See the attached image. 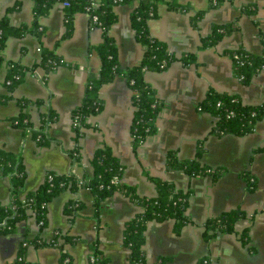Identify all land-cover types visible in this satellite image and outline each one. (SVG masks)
<instances>
[{
    "label": "crops",
    "instance_id": "obj_1",
    "mask_svg": "<svg viewBox=\"0 0 264 264\" xmlns=\"http://www.w3.org/2000/svg\"><path fill=\"white\" fill-rule=\"evenodd\" d=\"M189 2L196 9L208 7V0H178ZM33 0H0V16L7 13L14 26L32 25L35 14ZM254 2L255 14L242 12L241 6ZM133 4L114 6L119 17L111 25V33L118 44L120 63L127 67L139 62L144 50L132 28ZM158 17L149 20L150 32L167 42L169 51L179 56L194 52L196 62L173 61L170 67L160 71H147L149 81L162 98L164 105L157 118L156 132L134 148L130 124L135 107L133 90L123 75H116L102 86L100 96L103 110L88 117V125L77 137L72 129L73 111L85 94L86 80L96 77L101 68V58L94 51L103 38L102 29L90 27L89 14L77 12L73 34L63 38L65 30L64 2L55 1L49 13L40 17L43 36L28 30L23 35L11 36L1 51L0 65V148L11 151L22 161L26 169V190L38 188L49 171L75 172L78 176L93 173L91 156L98 146L108 143L113 152L125 164L121 182L137 187L140 194L152 196L157 187L150 176H157L175 183L179 188L191 190L187 216L189 223L174 232L173 221L150 220L146 227L144 244L149 262L167 258L162 264H196L207 257L208 264H264V118L255 130L246 135L211 133L215 117L198 108L208 90L238 93L244 103L257 104L264 99V69L244 83L233 70L232 58L226 49L244 46L252 52H260L263 42L260 30L264 29V0H222L219 6L209 9L194 27L191 21L194 10H173L166 3L159 4ZM238 19L239 25L216 44L201 48V36L211 32L214 23ZM52 48L66 60V64L51 71L45 81V69L40 64V50ZM19 62L27 72L18 85L10 90L4 84L8 62ZM29 101L26 109L34 126L42 124V116L51 108L57 118L49 124L47 133L51 140L40 145L29 130L21 129L13 117L21 112L19 100ZM203 140L200 160L210 165L225 166L226 171L213 180L211 175H189L182 169L167 167V152L176 151L180 158L196 157L198 141ZM77 148L79 157L72 158ZM243 172L257 179V188L249 190ZM79 196L83 208L69 221L63 205ZM12 198L10 176L0 166V201ZM93 194L88 187L78 192L69 189L55 196L47 204L46 225L40 227L33 215L19 222L12 234L0 233V264H59L61 250L57 246L37 247L30 242L25 247V262H18L20 244L39 236L48 241L56 230L67 233L76 240L64 244L71 264H90L92 247L105 257L107 264H128V248L122 245L125 220L141 210V207L119 191L102 201V209L96 217ZM242 206L248 216L239 220L235 231L211 240L204 239L205 219L224 210ZM248 229L249 238L242 234Z\"/></svg>",
    "mask_w": 264,
    "mask_h": 264
},
{
    "label": "trees",
    "instance_id": "obj_2",
    "mask_svg": "<svg viewBox=\"0 0 264 264\" xmlns=\"http://www.w3.org/2000/svg\"><path fill=\"white\" fill-rule=\"evenodd\" d=\"M33 9L35 18L32 25L22 23L14 26L7 13L0 16V65L3 63L1 51L4 49L7 40L11 36H21L26 31L31 30L43 36V27L39 22L41 16L46 15L51 10L52 4L57 0H33ZM64 2L65 9V30L63 38L71 37L73 34L74 17L77 12H88L90 27L98 26L102 29V40L93 46L99 58H101V68L99 74L94 77H88L86 80V89L81 103L73 111L72 129L77 137L83 134V128L87 126L88 117L91 114L103 110V101L100 96L102 86L109 83L116 75H123L129 86L133 90L132 105L135 107L130 132L132 134L133 147H138L145 141L149 135L156 132L157 118L163 108L164 102L158 95L156 88L147 80L144 75L147 71H160L170 67L171 63L177 59L183 62H196L194 52L187 51L177 56L169 51L167 42L154 36L149 28V20L158 17L159 4L166 3L173 10L189 12L194 10L191 21L194 27H198L199 21L206 12L219 6L222 0H208V7L205 9H196L191 3H182L178 0H61ZM120 3L133 4L131 12L132 28L135 36L144 47L142 58L139 62L124 67L118 57V44L114 36L109 33L111 25L118 20V13L114 6ZM242 12L253 15L258 10V5L249 2L241 6ZM97 16V19H95ZM239 25L238 19L211 25V32L208 35L201 36L200 47H208L216 44L220 39L230 34ZM261 40L264 45V29L260 30ZM225 53L232 58L233 70L235 75L244 83L251 81L253 75L264 69V46L260 52H252L239 46L226 49ZM66 60L56 53L52 48L43 46L40 50V64L45 69V75L42 81H45L47 75L58 66L66 64ZM27 67L19 62H8V73L5 75L4 84L13 90L23 79L27 72ZM29 101L22 98L19 100L21 112L13 117V122L21 129H26L33 134L40 145H48L51 140L47 133L49 124L56 118L57 114L51 108L42 116V124L34 126L30 119L28 109ZM198 108L201 111H207L214 117V124L210 132L219 136L224 134L246 135L254 131L257 122L264 118V99L257 104L244 103L238 93L216 90L210 88L204 99L198 102ZM108 143H103L93 151L91 163L93 173L87 177L78 176L75 172L58 173L49 171L42 184L34 190H26L24 179L26 174L25 166L21 159L11 151L0 148V166L3 171L11 178L12 198L3 203L0 201V233L12 234L16 230L19 222L24 220L30 214L35 217L41 228L46 225L48 208L47 204L55 196L69 189L72 192H78L82 187H88L93 194V206L96 210V217L102 209V201L115 192L125 194L132 202L141 207L138 213L125 220L123 225L122 245L128 248V264H162L167 258H159L155 262H149L144 251L146 236V227L150 220L158 222L164 220L173 221V230L176 233L181 232V228L189 223L187 209L191 190L179 188L175 183L162 179L157 176H150L155 182L157 193L152 196H145L138 192L135 185L121 182V176L125 170V164L121 162ZM203 140L198 141L195 151L196 157L180 158L176 151H168L167 167L170 170L182 169L189 175H211L213 180L220 177L226 167L219 165H210L200 160L202 153ZM72 158L78 159L77 148L71 152ZM242 178L247 183L249 190L257 188V179L250 172H243ZM83 201L79 196L69 199L63 205L65 213L72 222L76 214L83 208ZM242 206L233 207L216 216L207 217L203 223L204 239L211 240L224 235L227 232H234L236 223L248 216V212ZM55 234L48 240H43L41 236L35 239H25L21 244L17 255L18 262H25V247L32 242L37 247L57 246L61 250L59 264H71V258L64 249V244L73 243L77 237L62 233L56 230ZM249 238L248 229L242 234V240ZM92 255L98 258L92 264H107L105 257L99 256L96 247H92ZM91 261V259H90ZM208 258L202 257L196 264H208ZM31 264V263H30Z\"/></svg>",
    "mask_w": 264,
    "mask_h": 264
},
{
    "label": "built area",
    "instance_id": "obj_3",
    "mask_svg": "<svg viewBox=\"0 0 264 264\" xmlns=\"http://www.w3.org/2000/svg\"><path fill=\"white\" fill-rule=\"evenodd\" d=\"M92 1H95V0H92ZM87 13H88V12H87ZM88 14H89V13H88ZM95 19H97V16H95ZM38 224L41 225L42 222H39ZM98 258H99V257H97V256H95V255H92L91 258H90V259H91L90 264H92L93 262H95L96 260H98Z\"/></svg>",
    "mask_w": 264,
    "mask_h": 264
}]
</instances>
